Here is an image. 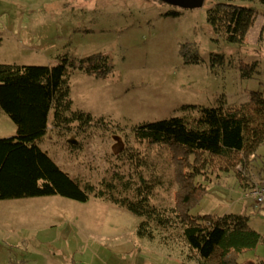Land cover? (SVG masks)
I'll list each match as a JSON object with an SVG mask.
<instances>
[{
	"label": "rangeland",
	"instance_id": "1",
	"mask_svg": "<svg viewBox=\"0 0 264 264\" xmlns=\"http://www.w3.org/2000/svg\"><path fill=\"white\" fill-rule=\"evenodd\" d=\"M239 2L256 14L241 44L211 31L209 0L193 9L162 0H0V63L55 66L106 55L107 76L68 73L71 109L89 114V123L49 128L40 149L83 189L105 192L111 182L115 195H127L145 178L155 183L152 202L161 209L177 204L186 170L203 160L206 169L194 181L206 188L190 213L247 216L262 239L237 260L264 264V207L245 195L235 171H220L227 160L139 140L133 131L188 115L183 106L237 105L253 91L264 96V5ZM51 120L50 113V127ZM16 130L0 108V138ZM256 153L245 177L252 185L264 184V144ZM94 193L86 201L59 194L0 199V264H198L169 212L171 225H152V237L140 236L142 217Z\"/></svg>",
	"mask_w": 264,
	"mask_h": 264
},
{
	"label": "trees",
	"instance_id": "2",
	"mask_svg": "<svg viewBox=\"0 0 264 264\" xmlns=\"http://www.w3.org/2000/svg\"><path fill=\"white\" fill-rule=\"evenodd\" d=\"M209 1L206 20L211 31L229 43H243L256 14L252 7L239 1L254 0ZM257 1L264 5V0ZM184 50L185 45L182 56L189 62ZM107 63V56L102 54L86 56L77 63L68 64L63 59L55 66L0 63V108L17 127L15 135L0 138V199L59 194L86 201L88 191L95 192V196L142 217L137 233L150 237L152 225L156 229L171 225L163 214V211L169 212L168 215L182 224V235L194 251L198 264H240L238 254L256 247L262 236L249 226L248 217L242 214L212 217L190 213L206 188L194 181L206 169H202L203 160L186 170L177 204L161 209L152 202L155 183L140 178L142 189L121 196L113 193L111 182L104 183L105 192L104 189L103 192L95 191L92 185L83 189L38 146L37 141L49 128L63 129L71 122L81 126L91 120L89 114L71 109L70 69L104 77L108 73ZM246 71L250 76V71ZM182 109L189 114L141 124L133 130L135 137L153 144L178 147L188 154L224 158L227 162L220 171H235L246 189L250 187L245 177L252 170L258 148L264 144V96L253 91L247 101L237 105L226 106L220 102L214 107L187 105ZM238 164L241 173L236 168ZM258 175L264 177L260 172Z\"/></svg>",
	"mask_w": 264,
	"mask_h": 264
},
{
	"label": "built area",
	"instance_id": "3",
	"mask_svg": "<svg viewBox=\"0 0 264 264\" xmlns=\"http://www.w3.org/2000/svg\"><path fill=\"white\" fill-rule=\"evenodd\" d=\"M245 195L253 200L255 204L263 205L264 207V184L250 185L245 191Z\"/></svg>",
	"mask_w": 264,
	"mask_h": 264
},
{
	"label": "water",
	"instance_id": "4",
	"mask_svg": "<svg viewBox=\"0 0 264 264\" xmlns=\"http://www.w3.org/2000/svg\"><path fill=\"white\" fill-rule=\"evenodd\" d=\"M183 9L201 7L205 0H162Z\"/></svg>",
	"mask_w": 264,
	"mask_h": 264
},
{
	"label": "crops",
	"instance_id": "5",
	"mask_svg": "<svg viewBox=\"0 0 264 264\" xmlns=\"http://www.w3.org/2000/svg\"><path fill=\"white\" fill-rule=\"evenodd\" d=\"M264 176V175H263ZM253 180V179H252ZM248 182H249V180H248Z\"/></svg>",
	"mask_w": 264,
	"mask_h": 264
}]
</instances>
